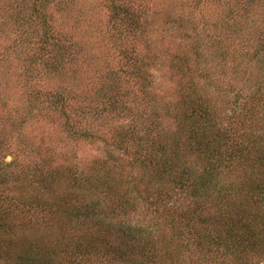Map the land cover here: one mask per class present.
Wrapping results in <instances>:
<instances>
[{
    "label": "rangeland",
    "instance_id": "1",
    "mask_svg": "<svg viewBox=\"0 0 264 264\" xmlns=\"http://www.w3.org/2000/svg\"><path fill=\"white\" fill-rule=\"evenodd\" d=\"M114 5L137 20L119 17ZM191 84L224 122L239 116L263 131L264 0H0V218L8 216L26 245L50 249L54 264H124L113 262L112 250L122 239L59 206L99 194L117 209L145 192L140 153L123 146L127 126L141 120L140 134L168 139ZM94 175H114L120 191L108 198L96 183L90 194L85 180ZM251 175L243 168L227 174V199L218 190L206 198L178 191L175 216L155 215L141 200L130 201L127 213L134 209V223L147 216L159 224V263L264 264V253H228L207 242L227 213L243 209L240 184ZM171 235L175 246L166 244ZM80 243L91 246L81 253ZM2 255L0 264H18Z\"/></svg>",
    "mask_w": 264,
    "mask_h": 264
},
{
    "label": "trees",
    "instance_id": "2",
    "mask_svg": "<svg viewBox=\"0 0 264 264\" xmlns=\"http://www.w3.org/2000/svg\"><path fill=\"white\" fill-rule=\"evenodd\" d=\"M114 7L119 17L127 16L130 22L137 20L121 5ZM187 89H190V92L183 100L182 110L172 114L174 130L169 132L168 139L163 136L157 138L155 133L150 134L147 131L140 134L137 130L140 128L138 121L141 120H135L127 126L126 136L130 140L123 146L135 145L140 153L139 161L147 171L146 177H149L145 183L146 187L143 188L145 192L131 195L130 199L126 196V199L117 204V209L107 208L105 202H101L102 197L99 194L98 199L92 198L90 202L85 201L76 207L59 206L64 216L81 219L91 229L104 230L124 241L123 247L120 245L112 249L116 252L113 262L122 259L124 264L166 263H159L162 248L161 239L156 237L159 224L155 220H149L147 216L144 221L134 223V209L131 210V216L127 213L128 209L134 206L130 201L134 204L140 200L149 202L146 206L151 207L155 215L167 212L175 216L179 213V205L173 206L171 203L178 196V191H187L190 196L206 198L218 190L219 197L227 199L229 196L226 193L232 186H225L226 176L239 168L250 169L252 172V175L240 184V196L245 198L246 204L242 205L243 209L238 213H227L219 227L209 233L207 242L213 250L225 249L228 253L237 252L236 250L264 253V129H256L253 123H248L239 116L231 119L227 117L229 120L224 122L223 115L199 94L195 84L189 85ZM155 125L162 127L159 122ZM82 135L89 137L91 133L83 132ZM117 180L114 175H94L93 179L85 180V186L88 185L87 191L94 194L96 191L93 187L98 183L101 185L100 194L109 198L119 190ZM167 190L176 193L170 196ZM165 198L170 200L166 201ZM187 198L190 197L185 196L183 202H187ZM189 214L186 216L189 219H184L185 225H189L193 220V215L190 217ZM116 219L118 220L115 221ZM171 221L174 225L183 224L173 219ZM181 231L179 229V233ZM184 232L182 231L181 236ZM193 232L198 240L203 236L199 230L194 229ZM0 235L5 236L4 241H0L2 258L16 260L18 264H54L50 249L45 250L36 242L26 245L18 238L8 216L0 218ZM167 239V245L175 246L176 238L173 235ZM91 242L97 244L95 241ZM199 245L203 250L206 248L205 241H199ZM87 246L91 245L80 243L75 249H81L82 253ZM161 255L169 258L168 254Z\"/></svg>",
    "mask_w": 264,
    "mask_h": 264
}]
</instances>
